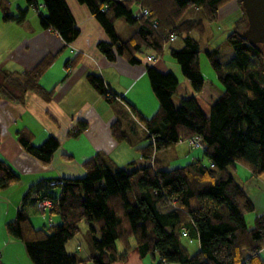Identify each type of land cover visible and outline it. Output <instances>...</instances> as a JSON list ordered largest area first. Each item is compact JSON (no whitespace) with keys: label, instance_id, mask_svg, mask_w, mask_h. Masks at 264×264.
Segmentation results:
<instances>
[{"label":"trees","instance_id":"1","mask_svg":"<svg viewBox=\"0 0 264 264\" xmlns=\"http://www.w3.org/2000/svg\"><path fill=\"white\" fill-rule=\"evenodd\" d=\"M33 1L37 0H26L29 7ZM77 1L86 6L105 32L108 42H100L97 49L108 61L122 57L130 65L141 64L146 51L161 57L167 44L182 39L181 48L169 49L170 56L194 96L180 98L173 104L176 78L147 65L146 73L159 106L151 117H142L134 107L130 112L148 139L145 146L136 148L145 163L138 166L131 162V168H120L107 154H95L82 162V178L39 181L29 186L14 219L5 225V232L23 244L33 264L124 262L131 238L139 256L152 257L155 264H264L260 254L264 249V215L257 216L252 227L246 225L244 217L253 211L251 201L227 172L234 163L247 166L253 174L264 172V51L260 45L248 44L240 35L247 26L240 0ZM231 1L239 5L241 16L221 44L232 48L234 56L229 63L222 64L217 59L219 45L204 51L223 91L204 111L197 95L204 85L199 56L207 31L205 24L216 22L218 12ZM42 2L47 14H41V24L56 31L64 43L74 42L80 33L66 1ZM139 5L148 11L147 17L135 15L134 6ZM193 9L198 14L190 18L188 13ZM26 14V10H20L17 16L4 13L3 18L20 23ZM119 18L128 25H137L125 40L118 37L114 28ZM53 60L54 56L44 57L32 70L23 72L21 79L0 69V95L20 101L28 89L44 94L39 77ZM77 61L78 58L71 61L70 68ZM87 82L109 106L115 107L118 96L109 91L100 76L88 74ZM52 92L45 94V99ZM122 111L120 119L109 125L111 136L117 141L128 139L123 124L135 123L126 110ZM83 129L84 125L71 130V136ZM15 133L22 150L43 165H49L61 145L48 136L36 147L29 130L23 128ZM195 137H200V148L208 164L200 158L165 168L155 160L157 152L180 141L195 149L190 144ZM128 142L131 144L130 139ZM19 181L18 174L0 159V191ZM51 181L56 185L51 186ZM53 187L60 188L58 195L48 192ZM45 199L51 201L48 215H57L60 222L49 221L34 228L29 207L35 208ZM81 223L89 228L91 250L86 260L78 252L69 254L65 250ZM183 229L188 237L183 236ZM184 238L188 243L189 239L197 240L199 250L190 253ZM117 241L124 248L121 253L115 247Z\"/></svg>","mask_w":264,"mask_h":264},{"label":"crops","instance_id":"2","mask_svg":"<svg viewBox=\"0 0 264 264\" xmlns=\"http://www.w3.org/2000/svg\"><path fill=\"white\" fill-rule=\"evenodd\" d=\"M65 1L80 33L76 40L70 44L64 43L56 31L41 24L42 16L39 13L47 14L42 0L35 1L38 4L39 13L35 8L29 7L26 0H0V69L11 73L12 77L21 79L20 75L23 72L32 70L33 66L44 57L54 56L52 64L39 77L38 84L44 94L28 89L20 101H12L0 95L3 97H0L2 105L0 109V159L6 161L13 169V164H17L14 156L17 155L35 169L28 174V180L16 172L20 177L17 185L0 191L1 264H33L30 262L23 244L14 241L5 232V225L14 219L22 197L28 191L29 186L49 179L82 178L84 176L82 162L92 158L95 154H107L112 162H115L116 166L120 168L129 169L131 168L129 164L136 163L137 160L145 163V160H142L140 156L135 160L134 140L129 137L122 141L113 139L109 125L112 121L120 119L119 115H122V109L126 110L130 117H132L131 107H134L142 117H151L157 110L159 105L149 83L146 73L147 65L154 66L161 73L169 72L176 78L178 86L176 94L172 98L173 104L176 105L180 98L194 96L189 82L184 79L177 62L170 56L169 49L173 46L181 48L182 43L179 44L176 40L171 46L167 44L163 49V55L157 56L152 63L146 61V57L153 54L148 51L142 54L141 64L130 65L122 57L108 61L97 49L100 42H108L99 22L94 19L86 6L81 5L77 0ZM20 10H26L24 21L16 23L13 20H4V13L17 16ZM197 14V10H194L188 13V17H195ZM218 15L217 22L220 21L226 31L230 29L227 32L229 33L233 28L232 24L240 18L241 10L235 1H231L218 12ZM134 26L131 29L136 31L137 25ZM114 28L120 39L128 38L121 37V32L117 31L116 25ZM227 33L221 37L219 33L209 32L206 42L212 40L215 42L217 35L224 40ZM76 58H78L77 64L70 68L71 61ZM199 70H201L200 66ZM88 74L100 76L109 91L119 97L116 99L115 107L109 106L104 98L90 86L87 82ZM201 74L204 85L197 98L203 110L206 111L223 91L214 72L207 68L206 73L204 74L201 70ZM49 92L52 94L45 99ZM132 118L135 123L141 126L135 117ZM23 122L27 124L23 126ZM31 124L38 127L39 131L36 135L30 127ZM124 124L126 125V123ZM83 125L84 129L78 135L71 136V130ZM130 125L132 123L126 126ZM23 128L33 134L32 143L35 145L46 140L48 136L59 140L61 145L54 152L49 165L41 164L32 156L34 160H30L27 157L28 154L17 143L15 132ZM129 139L131 144L128 142ZM5 141L9 145L8 148H5ZM184 143L180 141L175 146L178 147ZM66 156H71L70 160H66ZM178 158V161L190 162L192 159L201 157L199 158V153L195 151L189 154L181 152ZM160 159L162 162L157 157L155 158L162 167H172L163 158ZM230 167L229 175L251 201L253 211L247 213L244 220L248 227H252L254 219L259 215H264V172L253 174L247 166L238 163H234L233 167ZM58 193L53 194L58 195ZM28 212L29 219L35 228L47 225V220L53 223L60 222L57 215L49 216L48 211L41 215L37 209L29 207ZM81 225L83 232L77 233L73 240L67 242L65 250L69 254L81 253L82 257L80 258L86 260L89 258L91 250L87 239L89 228L85 223ZM183 242L187 245L185 238ZM189 243V247H187L189 251L192 250L190 253L199 250L197 240ZM128 244L130 250L125 261L115 264H129L131 255L138 260L135 264H145V258H141L136 250L134 239H129ZM192 246L193 248L190 249ZM115 247L120 253L124 251L118 241ZM260 254L264 258V249L260 251ZM154 262L156 263V259ZM88 263L92 264L90 261L86 262V264Z\"/></svg>","mask_w":264,"mask_h":264},{"label":"rangeland","instance_id":"3","mask_svg":"<svg viewBox=\"0 0 264 264\" xmlns=\"http://www.w3.org/2000/svg\"><path fill=\"white\" fill-rule=\"evenodd\" d=\"M138 10V7L137 6H134V12L136 13ZM193 10H190L189 13L193 12ZM122 18H119L117 20V23L115 24L116 27H117V31H120L121 32V37L123 38H127L130 36V34H132L135 30H132L131 28L135 27L134 25H128L125 20H120ZM218 20V19H217ZM124 21V22H123ZM126 23V24H125ZM205 26L207 27V34L205 35V39H203V41L201 42V53H200V56H199V60H200V68L201 70L204 72V74L206 73L207 71V68L209 70H211L212 72H214V70H212V66L211 64L209 63L208 59H206L205 57V54H204V51L208 50V51H212L213 49H215V47L217 45H219V50H218V54H217V59H219V61L222 63V64H227L229 63L230 60L233 59V56H234V52L232 50V48L230 47H227L226 45H222L221 43L224 41L221 39V37H224V35L230 30H225L224 29V25L220 23V21H216V23H209V24H205ZM232 26H234L232 24ZM123 27H126L127 29H124ZM209 32H212L214 34L216 33H219L221 35L220 36H216L214 35L215 37V42L214 41H208L206 42V39L208 37V33ZM177 42L180 44L182 43V39L178 38L177 39ZM173 44L172 43H169V46H171ZM260 46L263 48V51H264V43L263 44H260ZM174 48V46H173ZM206 66V68H205ZM215 73V72H214ZM216 76V75H215ZM217 77V76H216ZM1 97V96H0ZM3 98V97H1ZM1 104H0V109H1ZM25 124H27L26 122H23V126H25ZM16 127V126H15ZM31 129L32 131L35 133H38V127L37 126H34L33 124H31ZM123 128V131L125 132V134H127V136L134 140V150H135V160H137L139 158V152L138 150H136V147H141V146H145L148 142V139L144 137V130L143 128H141V126L138 124V123H134V125H132L130 128L127 127L125 124H123L122 126ZM44 141V140H43ZM40 144H42V142ZM4 143V142H3ZM40 144H37L35 145L36 147L39 146ZM9 145L6 144V141H5V148H8ZM176 147V146H175ZM172 147L171 149H167V150H164V151H159L157 152V159H159L161 162L162 160L160 158H163L165 160V162L167 164H169L170 166H179V165H184L186 164V161H178V157H180V153L183 152V153H192V152H198L199 153V158L201 157V159L203 160V163L205 164H208V159L203 155L202 153V149H192L190 147H188L187 144H181V145H178V147ZM13 155V154H12ZM159 156V157H158ZM15 159H16V162L17 164H13L14 166V172H18L20 173L24 178L25 180H28L29 179V176L28 174L31 173L32 171H35V169L33 168V166L31 164H28L24 161V159L18 157L17 155L14 156ZM28 158H30V160H34L30 154H28L27 156ZM138 166L142 165V161H136ZM231 167H228L227 168V172L229 171ZM230 172V171H229ZM60 190L59 187H53V188H50L48 189V192H53V193H58ZM41 215H44V214H41ZM46 223L48 224L49 221L47 220ZM82 224V223H81ZM79 224L80 227L79 228V232L78 233H82L83 232V228H82V225ZM0 227H1V224H0ZM35 228V227H34ZM187 246L189 247V243L187 242ZM192 247H190V249H192ZM192 252V250H190ZM78 256L79 257H82L81 253H78ZM131 261L129 262V264H135L137 260V258H133V256L131 255ZM145 258V264H154V259L151 257H144ZM90 264V263H88Z\"/></svg>","mask_w":264,"mask_h":264},{"label":"water","instance_id":"4","mask_svg":"<svg viewBox=\"0 0 264 264\" xmlns=\"http://www.w3.org/2000/svg\"><path fill=\"white\" fill-rule=\"evenodd\" d=\"M246 16V27L241 36L248 44L264 43V0H240Z\"/></svg>","mask_w":264,"mask_h":264},{"label":"built area","instance_id":"5","mask_svg":"<svg viewBox=\"0 0 264 264\" xmlns=\"http://www.w3.org/2000/svg\"><path fill=\"white\" fill-rule=\"evenodd\" d=\"M32 7L35 8L37 11H38V4L37 2L33 1V4H32ZM138 7V10L137 12L135 13V15L137 17H140V16H145L147 17L149 15L148 11L142 7L137 6ZM39 13V11H38ZM39 15H41V13H39ZM173 40V38H171ZM156 57L155 55H152V56H147L146 57V61L149 62V63H152L156 60ZM116 99H119V97H116ZM190 144L192 147H194L195 149H200V137H195L194 139H192L190 141ZM50 185L51 186H54L56 185V182L55 181H51L50 182ZM49 207H51V201H48V200H43V201H39L35 208H37L39 211H47L49 209ZM182 234L183 236L185 237H188V234L185 230H182ZM189 242H191V240H189Z\"/></svg>","mask_w":264,"mask_h":264},{"label":"bare ground","instance_id":"6","mask_svg":"<svg viewBox=\"0 0 264 264\" xmlns=\"http://www.w3.org/2000/svg\"><path fill=\"white\" fill-rule=\"evenodd\" d=\"M45 200H48V199H45ZM49 201V200H48ZM39 212H41V214H44V212H46V211H39ZM184 230V229H183Z\"/></svg>","mask_w":264,"mask_h":264}]
</instances>
